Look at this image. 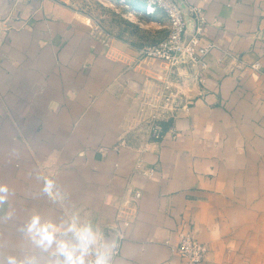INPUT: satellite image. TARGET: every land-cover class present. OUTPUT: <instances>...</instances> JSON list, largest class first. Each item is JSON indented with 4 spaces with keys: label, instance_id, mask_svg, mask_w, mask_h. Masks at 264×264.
Returning a JSON list of instances; mask_svg holds the SVG:
<instances>
[{
    "label": "crops",
    "instance_id": "0c3cea01",
    "mask_svg": "<svg viewBox=\"0 0 264 264\" xmlns=\"http://www.w3.org/2000/svg\"><path fill=\"white\" fill-rule=\"evenodd\" d=\"M180 1L204 17V68L140 54L161 12L143 43L60 0H0V264H71L89 227L85 264L108 245L113 264H185L187 231L202 264H264V0Z\"/></svg>",
    "mask_w": 264,
    "mask_h": 264
},
{
    "label": "built area",
    "instance_id": "2783aa9c",
    "mask_svg": "<svg viewBox=\"0 0 264 264\" xmlns=\"http://www.w3.org/2000/svg\"><path fill=\"white\" fill-rule=\"evenodd\" d=\"M122 6L132 12L141 15H153L161 12L167 19V33L163 39L156 43H147L140 48V54L145 57H154L166 61L170 66H179L183 63L197 64L204 68V57L211 48L212 44H199V35L202 30L204 17L201 9L191 5L186 8L180 7L175 0H118ZM139 4V5H137ZM194 23L188 30L187 18ZM257 69L259 64L255 62L251 65ZM164 100L156 101L155 109L160 113L161 108L167 106L168 96L159 94ZM149 136L153 139L163 137L161 124L152 119L149 121ZM138 196V193H135ZM207 246L199 241L190 231L180 233L175 252L184 258L185 264H202L207 252ZM117 249H112L114 255ZM95 257L91 258L87 264H92ZM110 264H113L111 259Z\"/></svg>",
    "mask_w": 264,
    "mask_h": 264
},
{
    "label": "rangeland",
    "instance_id": "374dc122",
    "mask_svg": "<svg viewBox=\"0 0 264 264\" xmlns=\"http://www.w3.org/2000/svg\"><path fill=\"white\" fill-rule=\"evenodd\" d=\"M60 1L74 9L83 19H85L97 35L107 38H124L130 42L138 40L143 41V43L153 39V36L151 37L152 33L148 30L149 26H145L149 23L146 21L147 18L135 11L132 12L131 10L124 8L118 0ZM153 103L154 101L151 100L144 102V108L150 107ZM142 117L144 119L146 118L145 115ZM148 119L147 122L144 120L142 123L149 124ZM145 132L148 134V131Z\"/></svg>",
    "mask_w": 264,
    "mask_h": 264
},
{
    "label": "clouds",
    "instance_id": "9594fccd",
    "mask_svg": "<svg viewBox=\"0 0 264 264\" xmlns=\"http://www.w3.org/2000/svg\"><path fill=\"white\" fill-rule=\"evenodd\" d=\"M53 186V181L50 179L45 178V190L48 191L51 189ZM0 190H6V187L0 188ZM39 217H34V222L38 221ZM79 239L81 240V248H82V254L80 257H78L76 260H72V254L70 252H65V254L69 257V260H71V264H85L84 260V252L88 251V244L92 242L93 240H98L97 239V234L96 237H93L90 240L91 237V228H85L82 232L77 233ZM43 236L45 239L51 240L54 238L52 232L45 231L43 233ZM101 247L104 245L102 241H99ZM109 251L108 252H102V251H97L95 255V259L92 261V264H110L111 261V247H114V245H108ZM62 251L64 250V246H62Z\"/></svg>",
    "mask_w": 264,
    "mask_h": 264
},
{
    "label": "water",
    "instance_id": "95a60500",
    "mask_svg": "<svg viewBox=\"0 0 264 264\" xmlns=\"http://www.w3.org/2000/svg\"><path fill=\"white\" fill-rule=\"evenodd\" d=\"M179 5L180 7H182L184 9V5L181 3L180 0H175ZM187 18V24L189 25L190 23H192V20L189 18V17H186Z\"/></svg>",
    "mask_w": 264,
    "mask_h": 264
}]
</instances>
